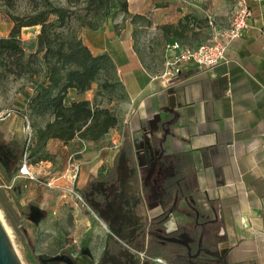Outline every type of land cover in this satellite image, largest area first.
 I'll return each instance as SVG.
<instances>
[{"label": "crops", "instance_id": "1", "mask_svg": "<svg viewBox=\"0 0 264 264\" xmlns=\"http://www.w3.org/2000/svg\"><path fill=\"white\" fill-rule=\"evenodd\" d=\"M127 3L131 17L116 13L80 38L93 56L111 58L124 91L118 125L104 136L109 148L102 150L123 153L128 136L131 166L147 188L148 224L162 221L167 237L152 259L121 241L126 228L116 227L115 240L147 264H264V0H246L249 26L227 47V65L184 63L177 72L166 70L171 52L165 47L209 41L229 27L228 8L216 11L214 24H203L171 5ZM133 16L149 22V39L134 36ZM91 91L69 92L67 101L92 102ZM77 143L89 144L66 146ZM107 227L103 249L112 235Z\"/></svg>", "mask_w": 264, "mask_h": 264}, {"label": "rangeland", "instance_id": "2", "mask_svg": "<svg viewBox=\"0 0 264 264\" xmlns=\"http://www.w3.org/2000/svg\"><path fill=\"white\" fill-rule=\"evenodd\" d=\"M0 0V38H7L13 26L10 16L25 11L23 0ZM64 5L62 0H52ZM129 2L130 0H126ZM151 1L156 5H171L178 12L185 9L193 12L194 18L204 24H214L215 13L228 8L232 16L234 0H139ZM120 11L117 2L110 4L109 13ZM120 13V12H119ZM110 14L105 18L108 20ZM123 14V13H122ZM131 17L124 14V18ZM104 21L103 18L100 19ZM138 29L134 36L138 40L150 38L146 20L133 18ZM132 22V23H133ZM84 30L81 29L80 32ZM39 28L21 29L18 36L26 56L36 51V36ZM153 63L160 56L153 57ZM36 74L14 78L0 68V217L9 230L11 241L23 264H41L58 255L71 258L73 264H107L103 258L106 227L125 228L136 217L133 206L138 197L146 198L145 183L138 179L135 184L127 156L109 148L103 139L86 145L77 143L70 147L62 143H49L45 152L49 161L31 162L30 149L35 146L34 129L41 128L47 119L30 118L26 104L43 80L40 55L36 56ZM33 88L34 91H31ZM99 89L94 84L91 94ZM90 93V92H89ZM111 102L108 95L98 97L102 107L116 113V95ZM93 100V99H92ZM118 144V141L115 142ZM108 145V146H107ZM114 146V144H110ZM25 151H27L26 154ZM22 156V157H21ZM22 158V159H21ZM26 158L33 179L19 174ZM29 158V159H28ZM16 170L14 174L12 171ZM141 171V170H140ZM75 176V177H74ZM52 187H47V184ZM140 185V186H139ZM72 192H70V191ZM139 192V193H138ZM138 193V195H137ZM144 195V196H142ZM108 225V224H106ZM108 228V227H107ZM109 230V229H108ZM102 253V254H101ZM48 264H63L59 262Z\"/></svg>", "mask_w": 264, "mask_h": 264}, {"label": "trees", "instance_id": "3", "mask_svg": "<svg viewBox=\"0 0 264 264\" xmlns=\"http://www.w3.org/2000/svg\"><path fill=\"white\" fill-rule=\"evenodd\" d=\"M64 5H57L52 0H23L25 11L18 16H10L13 24L7 38H0V68L4 73L20 78L36 74V56L40 55L43 80L36 85L34 94L26 104L30 118L47 119L43 127L34 129L35 146L30 149V159L37 164L49 161L50 156L44 148L49 140L58 141L64 145L74 140L96 143L104 138L110 130L118 125L115 112L108 107H102L98 97L108 95L111 102L113 95L118 93L117 102L124 100V91L117 76L116 69L108 55L93 56L80 38V30L96 31L103 22L100 19L110 14L111 2L118 3V13L129 14L126 0H62ZM9 7H14L7 0ZM117 10L110 14L115 15ZM144 20L143 17L133 16ZM146 26L149 22L144 20ZM135 23V22H133ZM38 27L36 36V51L26 56L18 38L21 29ZM94 84L99 89L92 102L85 99H75L68 103L69 92L78 96L92 90ZM31 91H34L31 88ZM122 151L127 156L129 167L133 160L131 141L124 136ZM25 151L24 154H26ZM22 157V156H21ZM22 159V158H21ZM29 159V158H28ZM16 170L12 171L14 174ZM138 187L137 182L135 183ZM139 193V192H138ZM137 193V195H138ZM139 196V195H138ZM134 203L133 211L136 219L127 223V239L120 238L131 250L143 253L152 259L160 256L162 245L157 243L163 234V222L155 221L147 233V218L145 206L140 197ZM94 212L101 218L99 212ZM112 235H108L103 258L108 264H147L141 261L129 249L115 240L119 239L116 227L107 223ZM119 228V227H118ZM121 228V227H120ZM154 239L152 244L149 240ZM147 240V241H146Z\"/></svg>", "mask_w": 264, "mask_h": 264}, {"label": "built area", "instance_id": "4", "mask_svg": "<svg viewBox=\"0 0 264 264\" xmlns=\"http://www.w3.org/2000/svg\"><path fill=\"white\" fill-rule=\"evenodd\" d=\"M250 18L251 10L247 6L246 0H234L230 25L226 30L220 34H214L209 41L196 47L182 46L178 42L165 47L166 52H171V59L165 64L166 70L177 72L176 67L184 63H194L205 69L227 65L229 63V59L226 57L227 47L242 37L248 29ZM261 34L264 36V29L261 30ZM19 174L33 179L29 173L26 158L19 168ZM47 187L51 188L52 184L48 183Z\"/></svg>", "mask_w": 264, "mask_h": 264}, {"label": "water", "instance_id": "5", "mask_svg": "<svg viewBox=\"0 0 264 264\" xmlns=\"http://www.w3.org/2000/svg\"><path fill=\"white\" fill-rule=\"evenodd\" d=\"M54 262H59L63 264H73L71 258H69L66 255H58L46 260H41V264H48ZM0 264H23L1 219H0Z\"/></svg>", "mask_w": 264, "mask_h": 264}, {"label": "flooded vegetation", "instance_id": "6", "mask_svg": "<svg viewBox=\"0 0 264 264\" xmlns=\"http://www.w3.org/2000/svg\"><path fill=\"white\" fill-rule=\"evenodd\" d=\"M130 166H131V163H130ZM131 168H132V175H133V178H134V181H135V183L137 182V184H138V179H139V169L138 168H136V166H134V167H132L131 166ZM158 180V179H157ZM158 182L160 183L161 182V178L158 180ZM141 185H142V183H141ZM146 185V184H145ZM140 186V185H139ZM144 190H145V193H146V196H147V188H146V186H145V188H144ZM142 196H144V195H142ZM145 196V197H146ZM134 207V206H133ZM147 218V217H146ZM136 219V217H134L132 220H131V223L130 224H132L133 222H134V220ZM157 222H162V221H157ZM154 222H151V223H149L148 224V220H147V228H146V232L148 233L149 231H150V229L152 228V224H153ZM166 237L167 236H165V234H164V232H163V234L161 235V236H159V240L157 241V243H159L160 245H162L163 243H164V241H166L165 239H166ZM149 239V238H148ZM151 242H152V244H154L156 241L154 240V239H152V238H150L149 239ZM154 240V241H153ZM106 247V246H105ZM105 249V248H104ZM106 262H108V260H106ZM108 264V263H107Z\"/></svg>", "mask_w": 264, "mask_h": 264}, {"label": "bare ground", "instance_id": "7", "mask_svg": "<svg viewBox=\"0 0 264 264\" xmlns=\"http://www.w3.org/2000/svg\"><path fill=\"white\" fill-rule=\"evenodd\" d=\"M0 219H1V217H0ZM2 222H4V221H2ZM5 229H6V226H5ZM6 231H7L8 235L10 236V232H9V230L6 229ZM10 239H11V236H10Z\"/></svg>", "mask_w": 264, "mask_h": 264}]
</instances>
